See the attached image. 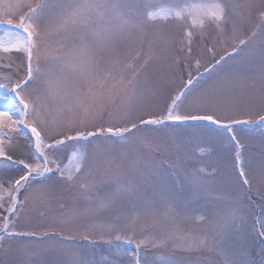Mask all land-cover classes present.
Masks as SVG:
<instances>
[{
	"label": "rangeland",
	"instance_id": "374dc122",
	"mask_svg": "<svg viewBox=\"0 0 264 264\" xmlns=\"http://www.w3.org/2000/svg\"><path fill=\"white\" fill-rule=\"evenodd\" d=\"M24 2L35 6L38 0ZM240 2L244 3L245 0ZM252 3L254 6L245 12L243 20H237L235 34L231 23L223 32L211 24L203 30H193L191 54L185 48L187 25L181 22L171 19L167 22L145 21L142 31L135 28L126 30L115 48L109 49L100 58L102 67L97 79H104L107 73H111L112 78L108 79L104 89H95L97 102L91 109V115L85 119L82 112L74 115L65 113L62 130L69 135L81 129L96 131L100 126L124 124L129 120L138 121L141 116L147 119L150 115L160 114L170 105L171 98L184 88L189 74L194 81L189 96L195 94L201 103L235 105L243 115L253 118L257 114H264V107L260 105L264 94V61L261 59V51H264V0H252ZM27 11L26 6L21 9V12ZM13 20L14 23L18 22V17H13ZM6 27L0 25V35ZM253 33L256 35L253 36ZM158 34L165 39L159 40ZM237 36L248 43L240 46L245 48L242 53L229 58L227 53L232 52ZM46 40L50 48L72 43L62 34L46 37ZM221 56L225 60L216 64ZM197 61L200 65L198 69ZM25 72L23 53L0 52V83L7 82L4 77L22 79ZM134 75L138 90L145 88L146 81L148 84L163 81L165 87L148 99L129 100V95L122 91L108 94L113 78L123 76L127 81ZM81 87L85 85L81 83ZM129 105L130 114L126 112ZM187 107L186 101L181 111ZM82 120L85 122L81 123ZM183 127L194 134L182 152L176 149L170 138L151 132L143 133L151 149L139 141L116 144L103 136L92 138L87 145L90 155L87 171L83 175H77L74 182L67 183L59 173L53 172L43 181V186L51 188L48 201L44 204L29 203L19 211L18 216L10 217L16 231L35 232L36 235L0 241V248L8 253H0V264H12L29 254L33 264H63L66 257L61 254V250L70 245L95 253L96 260L107 256L117 264H130L132 258L118 253L115 247L117 242L113 241L112 246L106 243V239L117 231L121 234L134 232L132 238L136 240L151 237L149 243L140 248L144 254L142 260L154 261L157 255L163 254L174 257L177 264H221V258L208 246L174 248L175 241L172 240L164 247L154 246L153 241L159 239L169 227L165 217L169 201L150 197L155 203L152 208H148L133 197H126L117 199L103 211H94L102 201H107L113 193L118 192L121 186L146 187L148 181L141 179L146 161H150L168 178L174 197L173 206L182 207L186 213V218L182 220L183 229L197 239L207 235L211 240L213 233L210 231V222L229 210L230 201L216 199L217 194L238 195L243 214L233 226V236L258 261L260 250L264 247V236L260 235L264 231V196H261L264 193V137L257 128L244 134L241 129L251 126H237L238 139L244 145L243 149L238 150L228 133L218 125L193 122ZM49 135H56V130L50 128ZM12 139L21 146V150L13 151L14 158L23 156L27 151L26 139L22 136ZM97 145L100 151L93 152L92 149ZM79 146V143L69 142L68 147L61 150V160L67 164L71 152ZM241 161L250 181V191L238 186L242 183L238 177ZM200 167L205 168L208 174L204 177L205 190L196 192L189 181ZM17 174V169L11 166L5 169L0 165V180L4 181V190H0V223L8 215L7 209L11 204L6 190L9 188L7 181ZM82 184L87 185L86 190L80 187ZM23 195L22 192L21 197ZM85 196L89 199H85ZM200 217L204 219L200 220ZM66 219L68 222L64 223ZM132 220H135L134 226L130 225ZM112 225L116 227H110ZM85 236L89 240H85ZM126 247L131 249L134 245L128 244Z\"/></svg>",
	"mask_w": 264,
	"mask_h": 264
},
{
	"label": "snow or ice",
	"instance_id": "6c2138e0",
	"mask_svg": "<svg viewBox=\"0 0 264 264\" xmlns=\"http://www.w3.org/2000/svg\"><path fill=\"white\" fill-rule=\"evenodd\" d=\"M25 6L28 11L21 12ZM253 6L252 0H245L244 3L240 0H38L35 6L26 5L24 0H0V25L7 26L0 35V52L23 53L26 60V72L22 79L4 77L7 82L0 83V89L3 90L0 91V165L5 169L11 166L18 170V174L9 177L7 181L9 188L6 190L11 204L7 209L8 215L0 223V241L36 235L35 232L16 231L15 223L10 217L18 216L19 211L29 203L44 204L48 201L51 188L43 186V181L53 172L59 173L67 183L74 182L77 175H83L87 171L90 155L87 145L92 138L103 136L116 144L139 141L151 149L147 137L143 135L151 132L156 136L170 138L176 149L182 152L194 134L183 126L193 122L220 126L228 133L238 150L243 149L244 145L238 139L237 126H251L241 129L244 134L257 128L264 137V114H257L253 118L243 115L238 106L219 102L203 104L195 94L190 97L191 86L194 84L191 74L184 88L171 98L170 105L160 114L150 115L147 119L141 116L138 121L129 120L124 124L100 126L96 131L81 129L69 135L62 130L65 113L74 115L82 112L85 119L91 115V109L97 102L95 89H104L108 85V79L112 78L111 73H107L104 79H97L102 67L100 58L106 51L115 48L126 30L135 28L142 31L145 21L167 22L171 19L181 22L187 25L185 48L191 54L193 30H203L206 25L211 24L223 32L231 23L235 34L237 20H243L245 12L250 11ZM13 17H18V22L14 23ZM55 34H62L70 39L71 45L62 43L56 48L48 47L46 37ZM157 38L161 41L165 39L160 34ZM247 43L248 41L237 36L233 50L227 56L231 58L239 55L245 50L240 46H246ZM261 59L264 61V51H261ZM223 60L225 57L221 56L216 64ZM199 66L197 61V69ZM134 80L135 75L127 81L123 76L113 78L108 94L122 91L129 95V100L148 99L165 87L163 81L152 84L146 81L145 88L138 90ZM81 83L85 87H81ZM186 101L188 107L181 111V106ZM260 105L264 107V94ZM130 111L129 105L126 112L130 114ZM50 128L56 130V135H49ZM14 136H22L27 142L26 153L15 158L12 153L21 150V146L12 139ZM69 142L79 143L80 146L71 152L70 159L65 164L61 160V150L67 148ZM92 151H100V146L97 145ZM239 155L238 151V158ZM145 163L141 179L148 181L146 187L121 186L118 192L113 193L107 201H102L94 211H103L117 199L126 197H133L148 208H152L155 203L150 197L166 200L169 201L165 213L169 227L159 239L153 241L154 246L164 247L172 240L175 241L174 248L208 246L221 258V264H264V247L261 248L260 259L257 261L233 236V226L243 214L238 195L217 194L216 199L230 201L229 210L210 222V231L213 233L211 240L207 235L197 239L191 232L185 233L183 229L182 220L186 218V213L182 207L173 206L174 197L168 178L150 161ZM207 174L203 167L196 169L193 179L189 181L196 192L205 190L204 177ZM238 177L242 181L238 186L244 191H250V181L245 175L242 161ZM3 183L0 180V190H4ZM80 187L87 189L86 184ZM22 192L24 195L21 197ZM84 198L89 199L88 196ZM63 222L67 223L68 220ZM134 224L135 220H132L130 225ZM134 235V232L121 234L117 231L106 239V243L112 246L113 241L117 242L115 247L118 253L132 258L130 264H177L174 257L163 254L157 255L154 261L142 260L144 254L140 252V248L149 243L151 237L136 240L132 238ZM260 235L264 236V231ZM84 239L89 240V237L85 236ZM128 244L134 245V248H127ZM0 253L8 254L2 248ZM61 254L66 257L63 264H117L107 256L96 260L95 253L71 245L62 249ZM12 264H33V261L29 254Z\"/></svg>",
	"mask_w": 264,
	"mask_h": 264
}]
</instances>
